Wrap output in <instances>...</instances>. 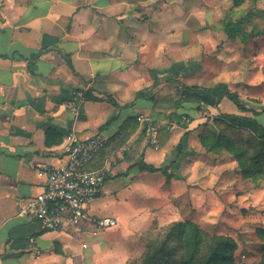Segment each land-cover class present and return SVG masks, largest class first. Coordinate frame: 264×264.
Segmentation results:
<instances>
[{"label":"crops","instance_id":"obj_1","mask_svg":"<svg viewBox=\"0 0 264 264\" xmlns=\"http://www.w3.org/2000/svg\"><path fill=\"white\" fill-rule=\"evenodd\" d=\"M179 4L0 0V264H131L149 230L173 216L183 221L197 194L226 189V174L206 186L220 158L205 156L199 136L224 116L253 133L264 129V35L231 40L211 22L195 30L196 16ZM255 5L264 13V0ZM223 88L255 115L239 111ZM166 113L191 123L161 129L148 148L136 118ZM71 134L105 141L89 169L108 178L88 214L115 218L113 228L56 233L21 214L43 189L38 171L65 165Z\"/></svg>","mask_w":264,"mask_h":264},{"label":"rangeland","instance_id":"obj_2","mask_svg":"<svg viewBox=\"0 0 264 264\" xmlns=\"http://www.w3.org/2000/svg\"><path fill=\"white\" fill-rule=\"evenodd\" d=\"M255 4L246 2L239 8H233L232 0H180L179 8L181 13H191L196 16V20L191 22L195 30L207 29L208 22L213 25L221 23L218 27L223 28L226 22L237 21L242 17L246 32L262 36L264 13L257 11ZM238 11L240 14H237ZM209 14L212 16L211 20L204 21L202 18ZM258 119L264 122V115ZM217 126L227 139L235 142L240 148L241 165L234 160L232 154L224 150L214 153L205 149V156L220 158L217 166L216 164L210 166L212 172L207 176L206 186L210 189L218 186L226 174L229 177L224 186L226 189L221 193L213 191L215 195L197 194L193 197V203L189 201V207L183 209L177 218L193 222L202 230L201 246L195 253L191 252L192 246L185 247L182 242L183 236L173 230V225L177 223L174 216L171 219L173 223L168 222L149 230L145 243L163 251L158 254L161 264L187 263L191 259V254L196 264H223L218 258L210 263L218 248L223 249L225 255L231 257V264L260 262L264 246V156L258 165L249 161L258 148L259 133H253L237 125L230 126L225 122L222 126L220 124ZM241 150L245 151L242 153ZM240 166H243L244 171L250 172L253 177L245 178ZM191 236L192 234H189L187 237L190 239ZM218 240L229 245L223 248L219 246L221 243ZM140 260L132 263L141 264Z\"/></svg>","mask_w":264,"mask_h":264},{"label":"built area","instance_id":"obj_3","mask_svg":"<svg viewBox=\"0 0 264 264\" xmlns=\"http://www.w3.org/2000/svg\"><path fill=\"white\" fill-rule=\"evenodd\" d=\"M136 121L142 126L148 148L157 146L161 129L172 131L179 125L188 126L190 123L185 116H180V120L176 121L170 113L164 114L161 120L138 116ZM66 142L65 165L38 171L37 175L44 179L43 189L26 200L21 214L39 223L42 230L56 233L67 231L72 235H81L88 229L115 227V218L88 214L89 206L108 178L104 169H89L105 141L98 136L83 140L71 134Z\"/></svg>","mask_w":264,"mask_h":264},{"label":"trees","instance_id":"obj_4","mask_svg":"<svg viewBox=\"0 0 264 264\" xmlns=\"http://www.w3.org/2000/svg\"><path fill=\"white\" fill-rule=\"evenodd\" d=\"M257 1L258 0H232V7L239 8L241 5H243L246 2L256 3ZM223 31L226 35V38L231 39V40L239 38L242 41H247L249 39L254 38L255 36H258L257 34L246 32L244 30L242 19H239L235 22L226 23L223 27ZM68 64L70 65L69 61H68ZM186 89L189 91H197V89L193 87L186 88ZM223 91L227 99L230 100L237 107L239 111L251 112L255 115L254 111L248 110L247 108H245L243 104H241L238 96L235 93H230L226 88H223ZM85 99L89 101H94V102L100 101L99 99L93 96H90L89 94H85ZM175 106L178 107V103H176ZM219 121L227 122L228 125L230 126L235 125L234 122L228 118V116H224L222 120H214L213 125L216 127V124L219 123ZM205 125H206V131L199 136L203 147L209 152H214V153L225 150L229 154H232L234 157V160L237 163H239V165H241V154H239L240 148L237 146V144L233 142L232 140L227 139L222 134L221 131H219L218 133H214L211 129H209L208 122ZM257 145H258V148L256 149V152L249 159V161L252 162V164L254 165L260 164V161L262 157L264 156V129L263 128L260 129L259 136L257 138ZM243 149H246V148H243ZM178 151L180 152V150ZM241 151L243 153L245 150H241ZM137 167L141 171H148L151 173L160 172L159 169H155L143 163L137 164ZM240 169L242 170L241 171L242 175H244L245 178L247 179L251 178L252 175L250 174V172L246 173L244 171L245 169L243 166H240ZM173 227H174L173 230H175L181 236H183L182 242H184L185 247L189 248L190 246H192L191 252L195 253L200 248L201 246L200 236L202 234V230L196 224L190 221H183V222L175 223ZM189 234L190 235L192 234L190 239L187 237ZM218 242L221 243L219 246H222L223 248L229 245L226 242H223L221 240H218ZM232 250L234 251V245H232ZM162 252H163L162 250H157L156 248L151 247L147 243L144 254L139 263L141 264H161L160 261L158 260V254ZM217 258L220 260V262L222 261L223 264H231V261H232L231 257L225 255L224 250L220 248L217 249L216 255H214V258L210 260V263H212ZM178 264H196V263L193 261V254H191V259L189 262L187 263L182 262ZM259 264H264V246L262 248V256H261Z\"/></svg>","mask_w":264,"mask_h":264},{"label":"water","instance_id":"obj_5","mask_svg":"<svg viewBox=\"0 0 264 264\" xmlns=\"http://www.w3.org/2000/svg\"><path fill=\"white\" fill-rule=\"evenodd\" d=\"M209 128H210L213 132H216V129L214 128L213 125H209Z\"/></svg>","mask_w":264,"mask_h":264}]
</instances>
